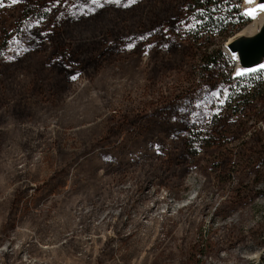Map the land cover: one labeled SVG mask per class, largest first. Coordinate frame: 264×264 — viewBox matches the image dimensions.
Listing matches in <instances>:
<instances>
[{
	"label": "rangeland",
	"instance_id": "obj_1",
	"mask_svg": "<svg viewBox=\"0 0 264 264\" xmlns=\"http://www.w3.org/2000/svg\"><path fill=\"white\" fill-rule=\"evenodd\" d=\"M192 1L4 0L0 264H264V70L226 49L252 19Z\"/></svg>",
	"mask_w": 264,
	"mask_h": 264
},
{
	"label": "water",
	"instance_id": "obj_2",
	"mask_svg": "<svg viewBox=\"0 0 264 264\" xmlns=\"http://www.w3.org/2000/svg\"><path fill=\"white\" fill-rule=\"evenodd\" d=\"M264 0H253V8H259ZM248 15V9L244 7ZM249 16V15H248ZM249 18H251L249 16ZM226 49L235 61V74L238 77L264 70V22L253 32L247 29L235 35L226 44ZM245 73L238 75V73Z\"/></svg>",
	"mask_w": 264,
	"mask_h": 264
},
{
	"label": "trees",
	"instance_id": "obj_3",
	"mask_svg": "<svg viewBox=\"0 0 264 264\" xmlns=\"http://www.w3.org/2000/svg\"><path fill=\"white\" fill-rule=\"evenodd\" d=\"M230 1H234V0H229V2ZM220 5H224L223 0H193L191 2V4H190V10L194 14L201 15L204 18H207L210 21H213L215 19H220V18H222L223 20H226L227 19L226 16L221 15V12H219L217 9L216 10L214 9V7H218ZM233 10H234L233 12H235L234 13L235 16H237L236 18L239 19V21L242 23V25L240 26V28L243 27V26H245L246 24H248L249 19L247 17H245V15L243 13L240 12V10L238 9V7H234ZM232 15H233V13H232ZM240 28H238L237 30H240ZM238 97H242V95L239 94ZM237 110H239V106L236 107V109L234 111L235 114L238 113ZM191 137H192V139H194V141H197L199 139L198 138L199 137L198 134H196L194 132L191 133ZM145 162H146V160H145ZM153 162H154L153 165L155 167H157L158 164H159L158 159L157 160L155 159V161H153ZM204 187L205 186H204V182H203V188ZM156 191L158 192L159 190L156 188ZM193 207H194V203L187 205L183 209H186V211H189V210H192ZM182 212L183 211L181 209V210H179L178 213H182ZM184 220H188L190 223H193L195 221H196V223H198V221H199L198 218H197V216L194 217L191 214L183 216V221ZM123 224L124 225H127L128 222H124Z\"/></svg>",
	"mask_w": 264,
	"mask_h": 264
},
{
	"label": "bare ground",
	"instance_id": "obj_4",
	"mask_svg": "<svg viewBox=\"0 0 264 264\" xmlns=\"http://www.w3.org/2000/svg\"><path fill=\"white\" fill-rule=\"evenodd\" d=\"M244 6L246 9H248V13H252L251 15L248 14L252 19V24L247 29V31L253 32L260 25V23L264 22V11H261L259 8L254 9L253 8V2L247 3L246 0L244 3Z\"/></svg>",
	"mask_w": 264,
	"mask_h": 264
},
{
	"label": "snow or ice",
	"instance_id": "obj_5",
	"mask_svg": "<svg viewBox=\"0 0 264 264\" xmlns=\"http://www.w3.org/2000/svg\"><path fill=\"white\" fill-rule=\"evenodd\" d=\"M20 2V0H12V3L13 4H16V3H19ZM91 2L93 3V4H96V3H98V0H91ZM114 2H117V3H124V0H114ZM137 2V0H130V3H132V4H135ZM246 2L247 3H252L253 2V0H246ZM3 4H4V0H0V7H2L3 6ZM259 9L261 10V11H264V4H261V5H259ZM248 14H252V13H248ZM262 67H264V66H262ZM245 73H243V72H241V73H238V75H244ZM158 147V146H157Z\"/></svg>",
	"mask_w": 264,
	"mask_h": 264
},
{
	"label": "built area",
	"instance_id": "obj_6",
	"mask_svg": "<svg viewBox=\"0 0 264 264\" xmlns=\"http://www.w3.org/2000/svg\"><path fill=\"white\" fill-rule=\"evenodd\" d=\"M235 1H238V0H235Z\"/></svg>",
	"mask_w": 264,
	"mask_h": 264
}]
</instances>
